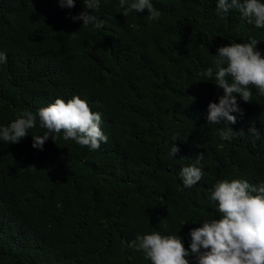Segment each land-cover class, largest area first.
Segmentation results:
<instances>
[{"label": "trees", "instance_id": "16d2710c", "mask_svg": "<svg viewBox=\"0 0 264 264\" xmlns=\"http://www.w3.org/2000/svg\"><path fill=\"white\" fill-rule=\"evenodd\" d=\"M216 2L151 0L160 15L149 20L101 0L96 29L72 19L83 0H0V127L79 96L108 137L96 151L62 133L34 149L37 120L18 144L0 141V264H151L129 247L138 234H177L190 252V230L220 218L209 200L218 181L264 183V96L237 97L230 127L243 136L221 140L207 109L224 92L202 75L231 43L256 39L264 56V28L235 9L218 17ZM201 154L204 175L184 188L180 171Z\"/></svg>", "mask_w": 264, "mask_h": 264}, {"label": "clouds", "instance_id": "9594fccd", "mask_svg": "<svg viewBox=\"0 0 264 264\" xmlns=\"http://www.w3.org/2000/svg\"><path fill=\"white\" fill-rule=\"evenodd\" d=\"M76 0H58L61 8H74ZM101 0H83L84 10L73 21H83L82 27L93 25L96 29L104 21L93 14L99 11ZM122 15L147 11L149 20H157L160 13L154 9L151 0H118ZM235 9L241 17L256 28H264V2L262 0H217L216 14L223 18ZM75 34V33H74ZM73 35V34H72ZM256 39L247 43H231L219 47L214 55V67L207 69V77L215 75L217 88L224 94L219 102L208 105L207 121L218 128L221 140L230 141L235 133L230 125L237 122L233 113H241L237 97L244 103H250L252 89L264 96V56L257 50ZM7 55L0 52V64L5 63ZM43 135H33L32 147L43 150L46 141L60 138L74 141L81 147L96 151L101 143H107L108 137L101 130L102 117L93 112L86 100L73 96L67 102L61 98L40 108L35 114L24 112L8 126L0 127V141L5 144H18L28 136V131L37 126ZM249 134L259 140L261 132L253 124ZM51 137V138H50ZM180 151L175 143L169 155L174 157ZM183 159V157L181 158ZM204 155H198L195 163L180 171L184 188H192L203 177L199 165ZM209 200L217 204L220 218L203 221L202 227L191 229L189 236L190 252L185 249L177 234L159 233L137 235L129 247L143 254L151 264H264V183L252 185L243 179L218 181L210 190ZM186 223L183 224V226Z\"/></svg>", "mask_w": 264, "mask_h": 264}]
</instances>
